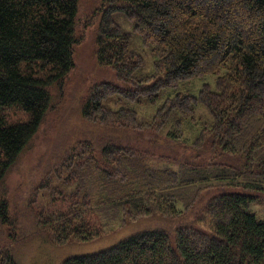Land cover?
<instances>
[{
	"label": "trees",
	"instance_id": "trees-1",
	"mask_svg": "<svg viewBox=\"0 0 264 264\" xmlns=\"http://www.w3.org/2000/svg\"><path fill=\"white\" fill-rule=\"evenodd\" d=\"M79 3L0 0V185L74 67ZM96 3V60L118 82L94 85L80 112L117 135L74 141L49 170L40 186L56 178L75 190L70 204L37 211L38 232L57 245L88 242L145 216L172 230L145 227L58 264H264V220L248 209L264 195V0ZM116 10L150 48L151 73L111 21ZM195 79L196 96L181 90ZM12 108L26 119L10 121ZM0 225L10 238L0 264H17L1 196Z\"/></svg>",
	"mask_w": 264,
	"mask_h": 264
},
{
	"label": "rangeland",
	"instance_id": "rangeland-1",
	"mask_svg": "<svg viewBox=\"0 0 264 264\" xmlns=\"http://www.w3.org/2000/svg\"><path fill=\"white\" fill-rule=\"evenodd\" d=\"M96 2L98 0H80L74 28L77 41L73 54L74 67L68 74L62 91L57 88L51 90L50 106L38 131L6 172L0 185V196L7 200L10 216L17 226L12 242V252L17 264H58L68 255L95 252L149 226H167L169 232L172 230V224L158 222V216H145L126 221L88 242L69 241L57 245L43 240L38 232L37 211H46L48 206L58 209L70 204L75 190V181L65 182L56 178L52 181L53 188L50 185L40 186L49 170L60 161L74 141L90 138L99 143L103 138L107 139L108 134L117 135L112 130H105L84 119L80 112L82 103L94 85L100 82H118L115 69L100 65L96 60L94 39L96 17L99 16L92 17ZM105 6L107 5L102 8ZM110 18L113 24L130 35L129 49L143 61L141 74L151 73L153 54L149 47L143 45L134 21L127 18L122 10L111 12ZM205 80L212 82V79ZM201 83L202 81L195 79L190 85H180V88L196 96ZM196 111L198 114H206L205 107L200 104ZM4 113L10 121L26 119L23 112L14 108ZM64 174L61 173V177ZM260 197L261 201L251 202L248 209L257 218L264 220V195ZM7 233L6 228L0 225V242L9 241Z\"/></svg>",
	"mask_w": 264,
	"mask_h": 264
}]
</instances>
